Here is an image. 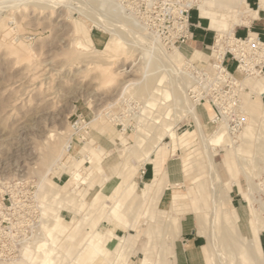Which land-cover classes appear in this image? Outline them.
<instances>
[{"label": "rangeland", "instance_id": "rangeland-1", "mask_svg": "<svg viewBox=\"0 0 264 264\" xmlns=\"http://www.w3.org/2000/svg\"><path fill=\"white\" fill-rule=\"evenodd\" d=\"M1 1L0 264H29L36 245L29 241L41 236L39 240L44 242L47 237H53L54 233L64 237L71 231L76 219L82 217L83 212H74L79 201L84 198L89 202L99 192L107 193L101 208L91 216L95 222L87 218L88 223L107 228L116 225V229L120 231L117 233L123 237L122 241H129L130 244H141L144 240L153 239V236L145 233L148 224L144 216L146 206L139 210L133 209L128 205L127 198L125 199L128 192L122 189L124 186H118L124 176L130 175L132 164L138 163L135 152L121 150L120 142L125 140L126 144L135 143L137 122L133 114L139 115L145 109L152 112L156 110L148 105L147 95H140L135 87L146 70L160 71L164 69V64L163 68H158V55L153 52L143 56L137 50L130 55L125 41L121 42L102 27H98L97 23H92V18L86 20L93 24L86 36L75 27L74 19L79 16L78 12L65 4L41 9L33 0ZM251 6L255 7V4L252 3ZM103 15L105 19L110 17L105 13ZM212 15L218 16L220 13L212 12ZM192 21L194 36L186 44L178 45V49L188 59L194 58L195 62L209 66L213 58L214 30L208 28L210 20L201 16L196 7L192 10ZM76 36L87 39L99 52L87 56L74 53L72 48ZM128 36L132 40L136 39L131 34ZM115 41L121 43L114 47ZM170 76L169 74L165 77V85ZM172 76L176 80H183L180 70H174ZM247 76L240 75L239 79L244 80ZM250 78L244 80L245 88L240 92V97L244 96L246 108L249 99L257 96L255 83L260 79L255 76ZM260 93L258 91V95ZM262 98L264 101V97ZM197 107L205 131L213 132L217 123L210 121L208 107L200 104ZM164 110V122L174 117H178V120L173 132L162 137L155 151L160 152L163 171L166 165L170 183L179 185H169L165 189L163 202L159 201L158 207L167 208L170 205L174 189L186 190L193 184L190 186L194 189L193 198L188 204L195 214H206L211 209L209 193L212 188L194 122L185 114L177 113L173 107L157 109L163 113ZM80 116L91 123L86 128L88 132L81 133L103 146V152L95 157L92 151L83 149L88 140L75 135L71 126ZM149 119L148 116L147 120ZM246 123H252L249 115L248 122L245 117L240 131ZM253 123L254 134L250 144L252 151L247 155L255 156L259 149L260 156L263 157L264 122L258 119ZM106 125L114 126L115 132L105 128ZM245 131L244 128L243 132ZM118 134L119 140L113 141ZM60 139L62 148L54 151L55 143ZM65 141L67 146H64ZM71 147L73 149L70 151ZM230 149L218 147L214 157L216 167L224 182L229 177L240 176L246 193L244 197L238 186L233 185L232 191L228 190L230 198L223 199L221 218L236 230L234 219L226 215V212H231L232 205L235 206L240 215L239 225L248 235L252 212L246 197L248 182L240 160ZM52 150L54 152L51 153V158L47 159ZM151 162L153 161L135 175L138 191L153 176ZM248 165L254 173L257 172V168H252V163ZM73 174L79 177H74ZM259 174L260 178L257 177L256 180L263 182L264 173ZM257 197L259 200L264 199V188L257 193ZM255 205L259 207L260 204L257 201ZM136 213L138 218L133 215ZM189 213L196 218L194 213ZM251 214L253 217V213ZM97 236L98 231L88 233L90 242H94ZM163 238L162 235L161 239ZM19 240L21 247L16 244ZM77 241L79 236L74 243ZM61 243L73 244L68 240ZM220 243L226 245V241ZM73 245L66 260L70 263L84 244ZM239 246L237 250H225L223 257L227 264H244L247 261V252ZM213 254L208 264L213 258H217L216 253ZM141 256L138 253L134 255L136 259Z\"/></svg>", "mask_w": 264, "mask_h": 264}, {"label": "bare ground", "instance_id": "bare-ground-1", "mask_svg": "<svg viewBox=\"0 0 264 264\" xmlns=\"http://www.w3.org/2000/svg\"><path fill=\"white\" fill-rule=\"evenodd\" d=\"M39 8L45 9L48 7H53L57 4H65L68 8H72L76 10L79 14L78 17H75L74 24L75 27L83 32L86 36L89 34L92 23H97L98 27H102V29L107 31L109 34L115 36L121 42L125 41L127 48L129 49V54L132 55L133 52L140 50L143 56H148L153 52L157 56V60L160 65L158 68L164 69L160 71L152 72L151 70L148 72L145 71L144 77L136 82L135 90L140 95H147V103L151 109H156L153 112L151 110H146L141 114L134 115L133 117L136 119V130L134 133V144H126L125 140H122L120 144L122 145L121 150L125 152H135V156L138 161L142 163H146L150 157L153 156L155 149L159 146L160 140L166 134H170L173 132L174 125L177 118H172L167 122H164V113L162 111H157L158 107L161 108H170L173 107L177 113L185 114L189 118H191L195 125V130L200 137L201 145L203 148L204 158L206 164L208 166V170L210 173V178L213 181V190L216 196V201H220L222 197L223 190L220 187L221 181L216 163H215V155L218 152V147H229L231 148L232 154L240 160V164L242 170L246 174L247 178L250 181L252 195L255 192L264 188V181H257V177L260 178L259 172L264 173V156H260L261 150H257L255 156H248L247 154L252 151L250 149V144L253 141V122H256L258 119H261L264 122V103L260 98V94L264 93V82L260 86L259 90L261 93L249 99L247 102V108L245 106L244 96L240 97L239 107L241 112L246 117L248 122V115L251 118L250 124L244 126L246 129L245 132L240 131L239 134L233 135L230 132L227 118L220 120L217 122L216 129L211 133H207L204 128V123L202 121L198 104L204 105L208 107V110L211 111V107L208 100H194L188 95L187 85L189 83V77L187 75L184 64H187L190 61H195L194 58L188 59L185 54L178 49V46L173 47L172 49L165 48L162 44H160L155 37L149 32L144 26H142L138 21L129 18L125 13L122 12L120 6L116 3L115 0H33ZM3 1L0 2V4ZM200 11L201 16L207 17L210 20L209 29L217 32V40L215 44L212 45L213 56H221L227 49L226 43L223 40L225 35L233 34L237 24L246 23L245 15L248 11H250L249 5L246 0H197L193 2ZM35 5V6H36ZM12 6V5H11ZM14 7V6H13ZM212 12H219L220 15L213 16ZM108 14L110 17L104 18L103 14ZM92 18V23L86 20H90ZM92 24V25H91ZM236 27V28H235ZM128 34H131L135 40L132 38H128ZM251 35H256L251 33ZM30 37V36H29ZM120 41H115V45H119ZM120 42V43H121ZM73 52L86 55L99 52L98 48L92 46L87 39L80 38V36H76L73 40ZM72 51V50H71ZM208 56V55H207ZM209 57V56H208ZM80 58V57H79ZM79 60V59H78ZM212 64V63H211ZM210 64V65H211ZM184 65V66H182ZM209 65V66H210ZM146 68V67H145ZM156 68V67H155ZM174 70H180L183 73V80H176L172 74H174ZM171 75L167 80V85L164 84L165 77L167 75ZM250 76H255L262 78L264 77V73L258 75H248L246 79H249ZM179 78V75H178ZM180 79V78H179ZM244 79V80H246ZM251 79V78H250ZM244 80L237 78L236 82L241 85L242 89L245 88ZM248 82V81H247ZM241 89V90H242ZM258 93V92H257ZM135 96V95H134ZM200 101V102H199ZM130 107V106H129ZM75 109V107H74ZM247 109V111H246ZM157 111L155 114L154 112ZM248 112V113H247ZM135 113V112H133ZM146 113V114H145ZM248 114V115H247ZM150 117L147 120L148 116ZM147 116V117H146ZM215 111L212 108V112L210 115L211 119H215ZM113 118V117H112ZM111 118V119H112ZM120 120V119H119ZM126 123V121H125ZM91 123L83 122L80 126L84 127L89 126ZM73 126V125H71ZM126 126V124H125ZM105 128L115 132V127L111 125H106ZM82 129V130H83ZM75 132V131H74ZM86 133L88 131H85ZM76 133V132H75ZM84 139L88 140L84 146V150H90L93 152L94 157L97 156L101 152H103V148L93 139L86 137L84 134ZM112 135V134H111ZM109 135V136H111ZM165 137V136H164ZM82 138V137H81ZM164 139V138H163ZM119 140V134L117 135V139L113 138V141ZM258 141V140H257ZM70 140H68V144ZM54 151L58 148H62V140H58L55 143ZM67 142L65 141L64 146ZM82 149V150H83ZM81 150V154L83 151ZM53 150L49 152L47 159H50L54 152ZM264 153V150H263ZM84 155V154H83ZM249 163H252L254 167L257 168V172L254 173L250 167ZM259 164H261L259 166ZM100 167V166H99ZM259 167V168H258ZM74 177H79L73 174ZM219 180V183H216ZM262 207L264 208V201L259 200ZM69 203V202H67ZM217 203V202H216ZM0 205L2 202L0 201ZM71 207V204H69ZM75 207V206H74ZM94 209V202L89 203L88 201L82 198L79 201L77 207H75L74 212H83L81 218H77L75 223L71 226V231L74 230L77 226H82L84 221L87 220L86 216V208ZM84 208V209H83ZM67 209V208H66ZM69 210V209H68ZM73 211V208H72ZM257 210L256 216L258 219L261 218ZM50 218V217H49ZM53 220V219H52ZM59 220V219H58ZM214 229V224L210 225V229ZM70 232L66 234L64 237H60L59 234L54 233L53 237H47L45 241L39 240L41 236H38L35 240L29 241V243L36 244L35 251L32 256V259L29 260V264H89L90 262H94L97 258H101L106 255L104 248L107 247V244H102L98 247H95L94 244H89V248L86 251V254L81 255L84 247L79 249L76 256L81 255V259H79L78 263L68 262L66 260L69 252V249L74 246L66 245L61 243L64 240H70ZM34 241V242H33ZM43 242V243H41ZM21 247L22 244L19 241L16 242ZM216 246V244H215ZM19 247V248H20ZM104 247V248H103ZM217 249V248H215ZM230 249H233L232 246ZM232 250H230L231 252ZM75 258V256H74ZM108 262L106 258L101 264H105ZM11 264H23L18 262H13Z\"/></svg>", "mask_w": 264, "mask_h": 264}, {"label": "crops", "instance_id": "crops-1", "mask_svg": "<svg viewBox=\"0 0 264 264\" xmlns=\"http://www.w3.org/2000/svg\"><path fill=\"white\" fill-rule=\"evenodd\" d=\"M246 1L250 11H248L244 17L246 23H239L236 25V27L238 26L237 36L244 37L248 32L263 35L264 0H253L252 3L255 4V7L251 6V0ZM263 82L264 78L262 77L255 83L258 91H260L259 88ZM261 95L264 97V93H261ZM262 97L261 100L264 103ZM209 112L211 115L212 110ZM101 147L103 146L101 145ZM159 154L160 152L154 151L153 156L150 157L146 163L138 161L137 164H132L130 175L128 177L124 176L118 184L120 188L124 186L122 189L128 192L125 199L127 198L128 205L133 207V209L139 210L141 207L146 206L144 216L147 218L148 224L145 227V233L149 236H153V239L144 240L141 244H130L129 241H122L123 237L117 233L119 230L116 229V225L108 228L100 227L97 223V225H94L85 220L82 226H77L69 234V241L73 242V244H84L82 246L84 249L81 255L86 254L89 248L86 244H88V246L89 244H94L95 247H97L98 244H107V247H103L106 255L97 258L94 262H90L89 264H101L106 258L108 262L105 264H208L210 259L212 260V255H214L213 252L216 253L217 258L216 260L213 258L210 264H227L223 257L225 250L231 248V246L234 250H237L239 245V247L244 248L247 252V261H245L244 264H264V208L257 197V193L263 190V188L252 195L251 184L246 176L248 182L246 197L251 204L252 210L249 219L251 229L248 235L242 231L239 225L240 215L235 206L232 205L231 212H226V215L234 219L236 230L231 227L230 223H227V221L221 218L223 216V199L225 197L230 198L231 194H228V190L231 192L233 185H237L240 192L245 197L244 194L246 192L243 189L240 176L233 178L229 177L226 179L227 182H224L220 178V186H222L221 189L223 190L220 201H216L215 199L213 181L210 178L212 188V192L210 191L209 193L211 196V209L209 212H206V214H195L193 208L188 204L193 198L194 189L190 187L193 184L189 185V188H186V190L174 189L171 194L170 205L167 208H161L158 207V202H163L165 189L169 185L175 186L179 184L170 183L166 165L164 167L165 171H163L162 159ZM150 161H153L151 162L153 163V176L146 182V185L138 191V183L135 179V175L140 169L144 168L147 163H150ZM228 186L230 188H228ZM106 193L99 192L89 201V203L94 202V209H90L89 207L85 209L87 211L86 216L91 222H95L91 216H94L96 211L101 208ZM261 200L264 201V199ZM257 201L260 204L259 207L255 205ZM257 210L260 211V219L256 216ZM189 212L194 213L196 218L190 215ZM251 213H253V217ZM133 215L138 218L137 213ZM211 224H214L213 230L212 228L210 229ZM83 229L85 230L84 232L82 231ZM90 231H98V236L94 242H90L88 237ZM162 235L164 236L163 239H161ZM78 236L79 241L74 243ZM221 241H226V245L221 244ZM239 241L240 244H238ZM136 253L142 256L136 259L134 257ZM81 255H75L74 260L76 263L81 259ZM237 264L241 263L237 262Z\"/></svg>", "mask_w": 264, "mask_h": 264}, {"label": "built area", "instance_id": "built-area-1", "mask_svg": "<svg viewBox=\"0 0 264 264\" xmlns=\"http://www.w3.org/2000/svg\"><path fill=\"white\" fill-rule=\"evenodd\" d=\"M115 1L123 13L138 21L167 49L186 44L194 36L192 10L197 7L193 3L197 0ZM214 34L213 44L218 38L216 31ZM255 34L248 32L244 37L237 36L236 28L233 34L224 36L227 49L221 56H213L210 66L190 61L184 68L189 77L188 95L194 100H208L216 115L210 121L217 123L227 118L230 132L234 134L245 122L239 107L242 87L236 80L240 75L264 73V34ZM83 122L88 121L80 116L71 124L75 135L82 138L81 132L88 127L80 128Z\"/></svg>", "mask_w": 264, "mask_h": 264}]
</instances>
